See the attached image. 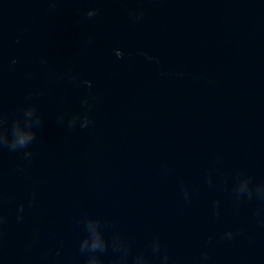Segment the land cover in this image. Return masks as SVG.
Masks as SVG:
<instances>
[{"label": "water", "instance_id": "obj_1", "mask_svg": "<svg viewBox=\"0 0 264 264\" xmlns=\"http://www.w3.org/2000/svg\"><path fill=\"white\" fill-rule=\"evenodd\" d=\"M0 264H264V0H0Z\"/></svg>", "mask_w": 264, "mask_h": 264}]
</instances>
